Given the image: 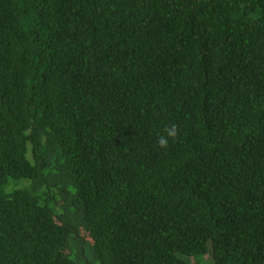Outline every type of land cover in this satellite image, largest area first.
Wrapping results in <instances>:
<instances>
[{
	"label": "trees",
	"instance_id": "obj_1",
	"mask_svg": "<svg viewBox=\"0 0 264 264\" xmlns=\"http://www.w3.org/2000/svg\"><path fill=\"white\" fill-rule=\"evenodd\" d=\"M208 244L264 264V0H0V264Z\"/></svg>",
	"mask_w": 264,
	"mask_h": 264
},
{
	"label": "clouds",
	"instance_id": "obj_2",
	"mask_svg": "<svg viewBox=\"0 0 264 264\" xmlns=\"http://www.w3.org/2000/svg\"><path fill=\"white\" fill-rule=\"evenodd\" d=\"M179 136L178 126L171 124L163 129V132L157 136V144L160 148L166 149L169 145V139L175 140Z\"/></svg>",
	"mask_w": 264,
	"mask_h": 264
},
{
	"label": "rangeland",
	"instance_id": "obj_3",
	"mask_svg": "<svg viewBox=\"0 0 264 264\" xmlns=\"http://www.w3.org/2000/svg\"><path fill=\"white\" fill-rule=\"evenodd\" d=\"M212 256H213V249H212V245L211 244H208L205 248V257L203 259V262L202 264H213V259H212ZM183 258H185L183 256ZM192 264H196L195 261L193 259H191L190 261Z\"/></svg>",
	"mask_w": 264,
	"mask_h": 264
}]
</instances>
